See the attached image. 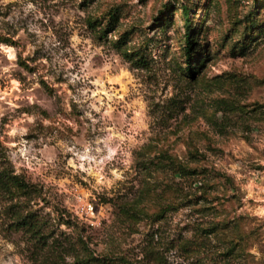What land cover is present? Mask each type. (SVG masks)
Listing matches in <instances>:
<instances>
[{
	"label": "rangeland",
	"instance_id": "374dc122",
	"mask_svg": "<svg viewBox=\"0 0 264 264\" xmlns=\"http://www.w3.org/2000/svg\"><path fill=\"white\" fill-rule=\"evenodd\" d=\"M254 1L0 0L1 153L35 190L0 195V264L47 253L16 226L28 213L64 264L90 254L156 264L150 251L165 264H264V0Z\"/></svg>",
	"mask_w": 264,
	"mask_h": 264
},
{
	"label": "trees",
	"instance_id": "16d2710c",
	"mask_svg": "<svg viewBox=\"0 0 264 264\" xmlns=\"http://www.w3.org/2000/svg\"><path fill=\"white\" fill-rule=\"evenodd\" d=\"M262 5L263 3L260 2L259 0H255L254 4H259ZM259 6V5H258ZM263 6V5H262ZM188 14L189 11L185 7L183 9V16L185 18V26L187 28L185 32V41H186V46H185V53L188 58H191V54L193 52V46L196 44L195 42V37L193 36V30H192V25L190 24V20L188 19ZM111 18L109 21V24L112 22H115L117 19L116 14H110ZM251 16L253 17L252 13ZM127 58H130L131 60L134 58V55H128L126 53L125 55ZM197 68L194 66L192 67H186L185 71L188 76H195V70ZM159 159H161V162L164 165L163 167H166L172 172L173 174H178L181 177H184L185 172L187 169H185L179 162H177L175 159L172 157L166 155L165 153L159 155ZM35 192V190L23 179L20 177L16 176L13 174L11 170H9L8 167H5L4 165V160L2 157L1 153V147H0V195L9 197L10 199L13 198H30L31 195ZM136 210V209H135ZM122 212H124L126 215H129V210H124L121 209ZM141 213V211H140ZM131 218H135L131 216ZM16 226L18 229L24 231L26 234H29L35 239L36 244L38 245L39 243L43 245V250L44 248H47V253L46 254H41V262L40 264H64V260L61 259V254L60 251L63 250V247L58 245L56 242L57 240L54 239L51 243H47L43 240L44 236L40 234V227H38V224L35 222L34 215L32 213L28 214H18L16 218ZM52 249V254H49V250ZM196 250V248L194 249ZM149 254L152 255V259L155 261L156 264H165L164 259L162 255H153V253L150 251L148 252ZM73 264H131L128 260H126L123 257H116V258H111V257H103V258H97L88 256L86 259H82L79 261L78 258L75 259Z\"/></svg>",
	"mask_w": 264,
	"mask_h": 264
}]
</instances>
